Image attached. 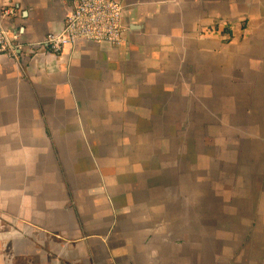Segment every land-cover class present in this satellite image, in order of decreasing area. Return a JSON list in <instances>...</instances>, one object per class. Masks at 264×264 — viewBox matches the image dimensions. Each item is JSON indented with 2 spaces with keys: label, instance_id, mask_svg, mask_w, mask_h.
I'll return each mask as SVG.
<instances>
[{
  "label": "crops",
  "instance_id": "obj_1",
  "mask_svg": "<svg viewBox=\"0 0 264 264\" xmlns=\"http://www.w3.org/2000/svg\"><path fill=\"white\" fill-rule=\"evenodd\" d=\"M78 1L0 0L26 45L0 55V264H213L227 179L264 170V0H114L122 45L33 46Z\"/></svg>",
  "mask_w": 264,
  "mask_h": 264
},
{
  "label": "rangeland",
  "instance_id": "obj_2",
  "mask_svg": "<svg viewBox=\"0 0 264 264\" xmlns=\"http://www.w3.org/2000/svg\"><path fill=\"white\" fill-rule=\"evenodd\" d=\"M249 161L254 162V157ZM231 181L236 182L229 187L235 205H229L220 221H213L226 231L213 236L220 248L213 252L212 263L264 264V170L256 172L247 165L227 179Z\"/></svg>",
  "mask_w": 264,
  "mask_h": 264
},
{
  "label": "built area",
  "instance_id": "obj_3",
  "mask_svg": "<svg viewBox=\"0 0 264 264\" xmlns=\"http://www.w3.org/2000/svg\"><path fill=\"white\" fill-rule=\"evenodd\" d=\"M15 14V9L7 6L0 16V55L19 60L23 59L26 46L22 33L5 26L2 21L3 18L11 20ZM123 31L122 7L119 3L114 0H79L67 15L62 29L49 33L42 43L33 46H42L55 56L79 42L120 46L124 42Z\"/></svg>",
  "mask_w": 264,
  "mask_h": 264
}]
</instances>
